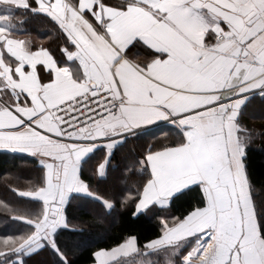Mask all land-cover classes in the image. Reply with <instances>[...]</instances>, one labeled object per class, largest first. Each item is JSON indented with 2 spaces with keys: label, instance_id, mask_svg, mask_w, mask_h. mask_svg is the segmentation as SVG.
I'll return each mask as SVG.
<instances>
[{
  "label": "snow or ice",
  "instance_id": "snow-or-ice-1",
  "mask_svg": "<svg viewBox=\"0 0 264 264\" xmlns=\"http://www.w3.org/2000/svg\"><path fill=\"white\" fill-rule=\"evenodd\" d=\"M257 98L264 0H0V150L36 165L5 177L16 202L0 213L19 228L0 236V264L42 251L73 264L60 237L83 231L68 216L77 201L165 213L153 237L125 235L91 264H264V186L248 167L264 130L243 120ZM159 124L173 138L133 149L124 187L108 189L116 152Z\"/></svg>",
  "mask_w": 264,
  "mask_h": 264
},
{
  "label": "trees",
  "instance_id": "trees-1",
  "mask_svg": "<svg viewBox=\"0 0 264 264\" xmlns=\"http://www.w3.org/2000/svg\"><path fill=\"white\" fill-rule=\"evenodd\" d=\"M29 27L38 41L44 39L47 42L48 26L44 22L34 21ZM243 120L257 131L264 130V102L259 98L255 99L245 111ZM165 134L169 136V140L173 138L168 126L159 124L151 127L148 134L131 140L123 149L118 150L113 161L115 166L113 173L105 182V186L108 189L123 188L120 173L124 165L134 158L133 149L139 152L148 143L164 141ZM248 167L257 189H260L264 186V136L254 137L249 145ZM17 175L22 178V181L36 175L35 161L27 154L0 150V199L16 202L15 195L5 185V177ZM261 195L264 196V192ZM189 199L184 197L178 200L172 209L173 213L178 215L183 211L188 206ZM133 210V206L121 208L117 204L116 208L108 214L98 205L84 201L74 202L68 209V216L72 223L83 231H66L60 237L61 245L67 250L73 264H90L92 251L109 245L125 235H137L141 242L153 237L159 231V219L165 213L145 211L134 217ZM95 217L102 218L103 222H95ZM18 228V224L7 220L5 215L0 213V236L18 234ZM55 260L56 257L50 251H42L28 258L27 264H54Z\"/></svg>",
  "mask_w": 264,
  "mask_h": 264
},
{
  "label": "crops",
  "instance_id": "crops-1",
  "mask_svg": "<svg viewBox=\"0 0 264 264\" xmlns=\"http://www.w3.org/2000/svg\"><path fill=\"white\" fill-rule=\"evenodd\" d=\"M137 54H138V57L140 59H143L145 57V55H146V53L143 51V49L138 50V53ZM6 151H9V150H6Z\"/></svg>",
  "mask_w": 264,
  "mask_h": 264
}]
</instances>
